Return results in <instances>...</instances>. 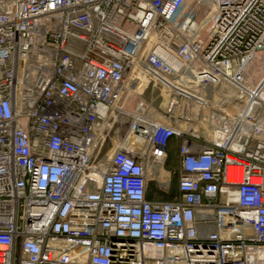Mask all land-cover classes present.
<instances>
[{
    "label": "built area",
    "instance_id": "obj_1",
    "mask_svg": "<svg viewBox=\"0 0 264 264\" xmlns=\"http://www.w3.org/2000/svg\"><path fill=\"white\" fill-rule=\"evenodd\" d=\"M0 264H264V0H0Z\"/></svg>",
    "mask_w": 264,
    "mask_h": 264
},
{
    "label": "rangeland",
    "instance_id": "obj_2",
    "mask_svg": "<svg viewBox=\"0 0 264 264\" xmlns=\"http://www.w3.org/2000/svg\"><path fill=\"white\" fill-rule=\"evenodd\" d=\"M156 92H157V88H154V90H152L150 93H148V92L146 93L145 92L144 94L140 95V97L145 99V100H147V101H149L150 99L153 98L154 101H155L154 104L156 106L162 105L160 103L163 101V95L158 96L156 94ZM173 152H174V150L171 151L170 159H169V161L167 162V165H166V168H168V169L172 168L173 166H175L176 158L174 157Z\"/></svg>",
    "mask_w": 264,
    "mask_h": 264
},
{
    "label": "bare ground",
    "instance_id": "obj_3",
    "mask_svg": "<svg viewBox=\"0 0 264 264\" xmlns=\"http://www.w3.org/2000/svg\"><path fill=\"white\" fill-rule=\"evenodd\" d=\"M253 72H254V74H257L258 77H261V75H262L261 71H258V70L253 69ZM156 94H157L158 96L164 95V93L162 92L161 89H157ZM150 165H151V167H152L153 169H155L156 166H157L156 164H153V163H151Z\"/></svg>",
    "mask_w": 264,
    "mask_h": 264
},
{
    "label": "crops",
    "instance_id": "obj_4",
    "mask_svg": "<svg viewBox=\"0 0 264 264\" xmlns=\"http://www.w3.org/2000/svg\"><path fill=\"white\" fill-rule=\"evenodd\" d=\"M173 154H174V157L177 158V151L176 150H174Z\"/></svg>",
    "mask_w": 264,
    "mask_h": 264
}]
</instances>
